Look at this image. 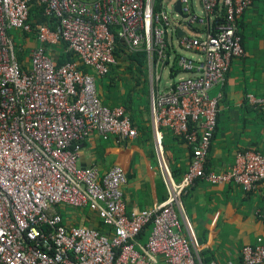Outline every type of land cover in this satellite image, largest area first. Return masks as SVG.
Wrapping results in <instances>:
<instances>
[{
	"label": "built area",
	"instance_id": "obj_1",
	"mask_svg": "<svg viewBox=\"0 0 264 264\" xmlns=\"http://www.w3.org/2000/svg\"><path fill=\"white\" fill-rule=\"evenodd\" d=\"M157 1L0 0V264H198L183 232L184 196L191 187L205 180L251 191L264 181L261 151H238L226 171L207 167L220 111L210 92L224 83L232 62L247 54L239 20L255 0H203L206 20L195 14L192 0H182L185 20L204 25L200 33L177 38L196 59L177 53L172 37L178 16L164 2L158 8ZM35 5L56 18L55 29L33 26ZM221 7L226 20L214 25ZM19 32L38 41L28 60L18 55ZM62 41L94 74L76 61L57 65L47 48ZM117 51L146 54L159 168L168 192L162 202L132 213L123 166L100 177L97 167L79 164L80 143L95 132L121 141L139 135L127 108L103 103L98 93L97 76L120 63ZM174 64L189 74L162 88L163 68ZM248 98L264 104V97ZM166 131L192 148L179 180L164 153ZM64 205L87 210V218L98 219L104 229L68 223ZM258 215L264 219V211ZM148 227V240L141 243ZM241 253L244 264H264L262 240L244 245Z\"/></svg>",
	"mask_w": 264,
	"mask_h": 264
},
{
	"label": "crops",
	"instance_id": "obj_2",
	"mask_svg": "<svg viewBox=\"0 0 264 264\" xmlns=\"http://www.w3.org/2000/svg\"><path fill=\"white\" fill-rule=\"evenodd\" d=\"M178 1L163 0L168 9L178 16L176 35L172 37L174 45L177 38L183 35L178 34V27L185 31L184 34H197L204 29L201 21L191 25L185 20L175 9ZM200 5L203 9L201 14L197 11L196 0H192L195 14L199 19L206 20L203 0H200ZM186 27L194 32L189 33ZM239 31L247 54L232 62L224 83L210 92L218 97L220 111L207 167L219 172L228 170L234 164L238 151L264 153V104H253L248 98L249 94L264 97V0H255L240 17ZM23 40L21 46H30V49L38 44L32 35H27ZM48 50L55 51L53 48ZM175 50L179 55L186 56L176 46ZM190 54L186 57L198 58L194 52ZM58 55L59 52L55 53L53 58L57 60ZM147 67L146 62L140 83L130 79L122 85L120 80L127 73L124 66L116 71L114 83L97 78L100 98L111 107L124 105L127 108L139 131L138 137L133 141H121L115 136L105 139L95 132L80 143L79 164L97 167L100 177L114 165L125 168L128 184L124 196L129 213L151 208L168 195L159 168L150 103L151 75L147 74ZM166 68L175 78L174 82L184 77L180 75L181 72L188 73L177 69L175 64L164 67L163 72ZM91 73L94 74L93 71ZM129 99L133 101L132 109H128L126 104ZM163 145L166 159L179 180L190 165L192 148L168 131L164 133ZM184 206L183 232L191 242L198 264H244L241 253L243 246L259 240L264 242V219L258 215L264 211V181L257 188L245 191L234 184L214 185L198 180L184 196ZM87 213V210L76 209L72 216L65 218L68 223H88L100 228L99 220L87 218ZM150 231L148 227L142 232L139 238L141 243L148 240Z\"/></svg>",
	"mask_w": 264,
	"mask_h": 264
},
{
	"label": "trees",
	"instance_id": "obj_3",
	"mask_svg": "<svg viewBox=\"0 0 264 264\" xmlns=\"http://www.w3.org/2000/svg\"><path fill=\"white\" fill-rule=\"evenodd\" d=\"M163 3V0H158L157 1V7L160 8ZM32 22L33 26H36L39 23H45L49 24L52 28H56L57 26V20L54 17H49L44 14L43 8L41 6H33L32 8ZM226 20V10L224 7H221V10L217 11L216 18L214 20V25L224 23ZM119 44L122 47L123 43L119 40ZM61 46V47H60ZM49 48H53L55 53L59 52L60 55H58V58L56 60L57 65H62L68 61H76L78 62L79 68L82 69L84 72H89L91 73L92 70L88 68L80 59L79 55L74 52L73 50H70L68 48V44L65 42H61L59 45L56 46H51L47 48V53L51 56L54 57L55 53L48 50ZM18 55L20 60H23L26 57V50L24 49L23 46H18L17 47ZM117 55L119 58V64L113 68L112 72L106 76H97L98 79H107L109 80V83H114L116 81V71L118 68L121 66H124V70L131 73L132 78L130 79H135L136 83H140V76L144 74L145 66H146V54L144 52H137V53H131V54H126L124 51H117ZM114 74V75H113ZM103 101V100H102ZM103 103H105L103 101ZM132 103L133 101L129 99L127 101V107L128 109H132ZM106 104V103H105ZM104 225L100 223V229H104Z\"/></svg>",
	"mask_w": 264,
	"mask_h": 264
},
{
	"label": "rangeland",
	"instance_id": "obj_4",
	"mask_svg": "<svg viewBox=\"0 0 264 264\" xmlns=\"http://www.w3.org/2000/svg\"><path fill=\"white\" fill-rule=\"evenodd\" d=\"M173 1H175V0H172V2ZM196 4H197V11H198V13H200L201 14V12H202V7H201V5H200V0H196ZM186 30L189 32V33H193L194 31L193 30H191L190 28H187L186 27ZM14 33H16V32H14ZM18 33V32H17ZM31 40V39H30ZM34 40V39H33ZM24 42V40H23V36H22V34L19 32V35H18V37H16V43L18 44V45H23L22 43ZM26 45H24V47H25ZM175 46L178 48V51L179 52H181V53H183L184 55H186V56H190L191 54H190V52H188L187 50H181V49H179L180 47L178 46V44L175 42ZM26 49V56H29V53H30V46H28V47H25ZM150 73V69H149V67H147V74H149ZM125 75L126 76H122V78H121V83H122V85L123 84H125L126 82L128 83L129 81H130V78H132V75H131V73H129V72H127V73H125ZM180 75L181 76H185V75H188V73H184V72H181L180 73ZM174 80H175V78H173V77H171L170 76V74H169V70H168V68H166L165 70H164V72H163V78H162V82H161V87L163 88V87H165V86H167V85H169V84H171V83H173L174 82ZM150 81V80H149ZM124 86V85H123ZM134 85H132V86H129V87H133ZM75 211H76V209L75 208H73V207H70V206H66V205H64V206H62V213L64 214V216L66 217V218H68V217H70V216H72L74 213H75Z\"/></svg>",
	"mask_w": 264,
	"mask_h": 264
},
{
	"label": "water",
	"instance_id": "obj_5",
	"mask_svg": "<svg viewBox=\"0 0 264 264\" xmlns=\"http://www.w3.org/2000/svg\"><path fill=\"white\" fill-rule=\"evenodd\" d=\"M181 6H182V2L179 0V1L177 2L176 6H175V9H176V10H177L182 16H184V18H186L185 14H184L183 11H182ZM177 32H178L179 35L185 33V31L182 30L181 27H178Z\"/></svg>",
	"mask_w": 264,
	"mask_h": 264
}]
</instances>
